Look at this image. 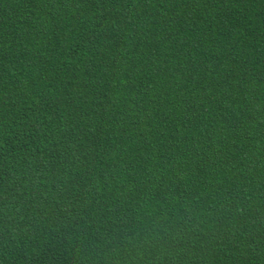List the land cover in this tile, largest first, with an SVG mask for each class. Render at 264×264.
<instances>
[{
  "label": "trees",
  "instance_id": "16d2710c",
  "mask_svg": "<svg viewBox=\"0 0 264 264\" xmlns=\"http://www.w3.org/2000/svg\"><path fill=\"white\" fill-rule=\"evenodd\" d=\"M0 264H264V0H0Z\"/></svg>",
  "mask_w": 264,
  "mask_h": 264
}]
</instances>
